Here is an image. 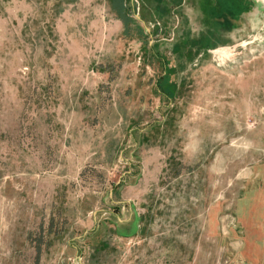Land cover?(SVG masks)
I'll return each instance as SVG.
<instances>
[{
    "label": "rangeland",
    "instance_id": "obj_1",
    "mask_svg": "<svg viewBox=\"0 0 264 264\" xmlns=\"http://www.w3.org/2000/svg\"><path fill=\"white\" fill-rule=\"evenodd\" d=\"M119 1L0 0V264H264V3Z\"/></svg>",
    "mask_w": 264,
    "mask_h": 264
},
{
    "label": "trees",
    "instance_id": "obj_2",
    "mask_svg": "<svg viewBox=\"0 0 264 264\" xmlns=\"http://www.w3.org/2000/svg\"><path fill=\"white\" fill-rule=\"evenodd\" d=\"M112 1H113L112 2L113 3L112 9L115 12H117L116 14H118L119 17H122L125 20H128V17H127L128 11H127V9L125 8V10H123V8L120 6L121 2L119 0H117L119 2V5L115 3V0H112ZM221 1H222V4L225 5L227 3V1H231V0H219L220 3H221ZM232 1H236V0H232ZM236 2H238V0ZM125 27H126V25H125Z\"/></svg>",
    "mask_w": 264,
    "mask_h": 264
},
{
    "label": "water",
    "instance_id": "obj_3",
    "mask_svg": "<svg viewBox=\"0 0 264 264\" xmlns=\"http://www.w3.org/2000/svg\"><path fill=\"white\" fill-rule=\"evenodd\" d=\"M259 1H261V2H263V3H264V0H259Z\"/></svg>",
    "mask_w": 264,
    "mask_h": 264
},
{
    "label": "crops",
    "instance_id": "obj_4",
    "mask_svg": "<svg viewBox=\"0 0 264 264\" xmlns=\"http://www.w3.org/2000/svg\"><path fill=\"white\" fill-rule=\"evenodd\" d=\"M152 1H154V0H152Z\"/></svg>",
    "mask_w": 264,
    "mask_h": 264
}]
</instances>
